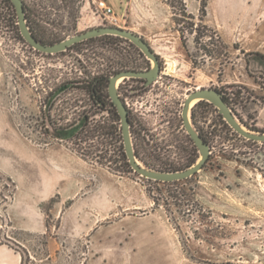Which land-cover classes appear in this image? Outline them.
Returning <instances> with one entry per match:
<instances>
[{
	"label": "rangeland",
	"instance_id": "374dc122",
	"mask_svg": "<svg viewBox=\"0 0 264 264\" xmlns=\"http://www.w3.org/2000/svg\"><path fill=\"white\" fill-rule=\"evenodd\" d=\"M96 1L43 2L46 28L61 41L117 26L140 35L158 56L166 79L138 98L141 129L130 132L142 166L172 172L197 161L181 118L186 96L197 88L224 94L244 127L264 132V0H206L205 11L204 0H185L192 17L184 26L162 0H105L111 16ZM2 6L0 242L20 252L22 264H108L110 257L114 264H264V179L256 169L264 154L252 161L230 154L236 146L253 156L260 142L233 138L217 108L197 100L189 116L210 152L193 175L170 183L146 178L124 165L117 138L108 141L110 165L98 163V139L76 137L80 121L88 114L119 130L120 118L116 108L119 120L112 122L110 112L92 107L79 87L91 76L113 75L121 62L145 68L153 61L131 41L106 36L57 53L38 51L7 25ZM213 32L226 52L209 39ZM129 80L117 82L126 108ZM59 127L70 128L63 138Z\"/></svg>",
	"mask_w": 264,
	"mask_h": 264
},
{
	"label": "water",
	"instance_id": "95a60500",
	"mask_svg": "<svg viewBox=\"0 0 264 264\" xmlns=\"http://www.w3.org/2000/svg\"><path fill=\"white\" fill-rule=\"evenodd\" d=\"M11 2L15 8V12L17 15V23L21 35L30 46H32L34 49L38 51L45 53H57L60 51H64L69 46L77 42L83 41L85 39L101 36L104 34H110V35H117L131 41L143 52V54H145V56L148 59L153 61L152 66L148 71H136L133 69L120 70L115 72L113 75H111L109 77V82H108V94L120 118L124 152L131 168L133 169V171L137 172L138 174L149 179L170 182V181L185 179L193 175L203 167V165L205 164L208 158L210 147L206 142H204L203 138L200 136L198 131L194 128V126L191 123L189 116L190 103L194 99L206 100L211 104H213L217 108L219 114L222 115L226 123L239 135L245 137L246 139H251L258 142H264V132L262 133L255 132L244 127L235 117L231 108L223 99L222 94L219 91L213 88H197L192 92L188 93V95L184 100V104L182 108L184 127L199 151V158L197 159V161L184 170H178L172 172H161V171L148 169L142 166L138 162L135 156L134 147L129 129L128 110L118 93L117 81L118 79L124 77L141 76V77H145L147 79V83L149 84L156 78L158 73V66H159L158 56L154 53V51L147 43V41L144 40L137 33L121 27L100 26L85 30L81 33L75 34L73 36H70L68 38H65L61 41L52 44H44L37 41L33 37L26 24L23 1L11 0Z\"/></svg>",
	"mask_w": 264,
	"mask_h": 264
},
{
	"label": "trees",
	"instance_id": "16d2710c",
	"mask_svg": "<svg viewBox=\"0 0 264 264\" xmlns=\"http://www.w3.org/2000/svg\"><path fill=\"white\" fill-rule=\"evenodd\" d=\"M22 1H23L24 12H25L26 24H27L31 34L33 35V37L41 43L52 44V43H55L56 41H58L59 39L57 38V36L55 34H52L51 32L47 31L46 23H48V16H47V13L45 10L47 7H46V5L43 4V2L48 1L50 3L49 7H51V6L53 7L54 5L55 6L63 5L64 7H67V6L72 5L76 0H22ZM162 1H164L169 6V8L171 9L172 14H173V20L176 24L184 26L182 24L184 22V20L186 18L192 17V16H190V14L187 11L185 0H162ZM57 3H59V4H57ZM0 4H2L3 5L2 7H4L6 10L7 16L4 19L6 20L7 25L12 26L16 30H19V26L17 23V15H16L15 8H14L11 0H0ZM205 6H206V0H204V2H203V8H202L203 10L202 11H205L204 10ZM1 17L2 16H1V12H0V22L2 20ZM191 26H193V24ZM204 27L206 28V26H204ZM180 30H182L181 32H183L182 28H180ZM105 36L106 37H114L116 39H125L123 37H120L117 35H110V34H104V35H101L100 37H105ZM97 37H99V36H97ZM208 37L210 40L215 39L216 41H218L219 42L218 46L221 49H223V51L226 52V46L222 42V40H220V37L218 36L217 32H213V33L209 34ZM88 39H91V38H88ZM88 39H85V40H88ZM125 40H127V39H125ZM75 45H76V43L69 46L68 48H72ZM128 67H129V65L126 62H121L119 68H120V70L133 69V68H128ZM110 76H111L110 72L91 76L90 78L84 80V82H82L83 85H81L79 88L85 93V95L87 96V99L90 101V104L92 107L95 106L97 109L107 110L108 112H110L111 118H112L111 120L113 122V121H116L119 119H118V115L116 114V111L114 110L115 106H114L113 102L111 101L109 94H108V82H109ZM65 88H67V83L59 85V87L56 89V91L59 89H65ZM222 97L226 101V103L229 105L228 98L224 94H222ZM200 101H202V100H200ZM200 101L196 103V106L200 105V103H201ZM114 115H115V118H114ZM220 116L222 117V115H220ZM89 117L90 116L88 114L83 115L82 120L80 121L81 126L78 130L76 137L79 134L81 135V133L84 134V138H83L84 140H92V139H94V137H96V139H98V144L100 143V145H98L95 149L97 151H101V154H98V153L95 154V156H94L95 160L100 164L110 165L111 155L108 154L109 149L107 147H108L109 142L112 141L113 139L117 138V140H119V141L122 140L121 129L117 130V127L114 126L112 123L108 124V126H107V124H101L98 121L92 122L89 119ZM227 128H228V131L233 138H236L237 140L244 142V143H249V144H253L255 146H258L257 145L258 141L246 139L245 137H243V136L239 135L237 132H235L229 125H227ZM69 129L70 128H67V127H65V128L59 127L58 131L62 135L61 138H63V135H65L69 131ZM198 130H199L198 133L203 138L204 142L208 143L206 135L200 129H198ZM260 143L262 146L260 147V149L258 151L255 152L256 155L254 154L253 156H247V153H248L247 151L246 152H240L238 150L237 152H235L236 146L231 147L230 154L233 157H238L240 154H242V155H244L245 158L250 157V161H252L253 157L258 158L259 157L258 155L264 154V142H260ZM99 146L101 147L100 149H98ZM118 151H119L118 154H119L121 160L123 161L124 165L127 168L131 169V166H130L128 159L125 155V152L123 150L122 142L118 147ZM82 155H85V154L82 153ZM207 160H208V158H207ZM207 160H206V162H207ZM246 163H249V162H246ZM256 169L260 172L261 176L264 179V166L262 165L261 167H256ZM156 181L161 182L159 180H156ZM163 183H170V182H164L163 181ZM154 202L158 203L157 199L156 200L154 199Z\"/></svg>",
	"mask_w": 264,
	"mask_h": 264
},
{
	"label": "flooded vegetation",
	"instance_id": "af4514ba",
	"mask_svg": "<svg viewBox=\"0 0 264 264\" xmlns=\"http://www.w3.org/2000/svg\"><path fill=\"white\" fill-rule=\"evenodd\" d=\"M158 65L159 66H158L157 76L151 83L148 84L147 79L145 77H141V76L128 77L130 80H129V82L125 83V85H127V87H129L132 91V93L129 94V96H128L129 102H127V103L129 104V108H127V110H128L129 129H130V132H132L134 135L138 132V130L141 129L138 125V122H137L138 115L135 113V111L137 110L135 107L139 103L138 98H144L145 97V95L147 93V91H145V89L149 85H151L154 81L159 82V79H161V78L164 80L166 79V77H163L160 75V74L164 73V70H163V67L161 66V62L159 61V59H158ZM149 69H150V67L133 68V70H136V71H148ZM183 104H184V102H183ZM182 108H183V106H182ZM181 118H182V124L184 127L182 110H181ZM184 129H185V127H184ZM185 131H186V129H185ZM187 135H188V138L191 139L188 132H187ZM147 139L149 140V137ZM197 150H198V148H197Z\"/></svg>",
	"mask_w": 264,
	"mask_h": 264
},
{
	"label": "crops",
	"instance_id": "0c3cea01",
	"mask_svg": "<svg viewBox=\"0 0 264 264\" xmlns=\"http://www.w3.org/2000/svg\"><path fill=\"white\" fill-rule=\"evenodd\" d=\"M26 229H38L34 227H26ZM108 264H114L115 258L108 259ZM0 264H22V256L20 252L0 242Z\"/></svg>",
	"mask_w": 264,
	"mask_h": 264
},
{
	"label": "built area",
	"instance_id": "2783aa9c",
	"mask_svg": "<svg viewBox=\"0 0 264 264\" xmlns=\"http://www.w3.org/2000/svg\"><path fill=\"white\" fill-rule=\"evenodd\" d=\"M95 5L105 16L113 15V8L105 0H98L95 2Z\"/></svg>",
	"mask_w": 264,
	"mask_h": 264
},
{
	"label": "bare ground",
	"instance_id": "6f19581e",
	"mask_svg": "<svg viewBox=\"0 0 264 264\" xmlns=\"http://www.w3.org/2000/svg\"><path fill=\"white\" fill-rule=\"evenodd\" d=\"M121 79H122V78L118 79L117 82H119ZM196 101H197V99L192 100L191 103H190V106H192Z\"/></svg>",
	"mask_w": 264,
	"mask_h": 264
}]
</instances>
